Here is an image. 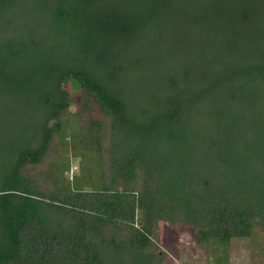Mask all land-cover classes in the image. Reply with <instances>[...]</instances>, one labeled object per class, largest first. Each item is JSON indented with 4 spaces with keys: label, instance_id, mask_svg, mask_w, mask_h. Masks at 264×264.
<instances>
[{
    "label": "trees",
    "instance_id": "1",
    "mask_svg": "<svg viewBox=\"0 0 264 264\" xmlns=\"http://www.w3.org/2000/svg\"><path fill=\"white\" fill-rule=\"evenodd\" d=\"M0 133V264H264V0H0Z\"/></svg>",
    "mask_w": 264,
    "mask_h": 264
},
{
    "label": "rangeland",
    "instance_id": "2",
    "mask_svg": "<svg viewBox=\"0 0 264 264\" xmlns=\"http://www.w3.org/2000/svg\"><path fill=\"white\" fill-rule=\"evenodd\" d=\"M72 112H77L80 106V95L73 94ZM1 136V133H0ZM71 174V173H70ZM72 177V174L70 175ZM159 248L168 255L164 264H204L202 253L194 245V231L189 227L178 226L170 228L164 222L159 223ZM161 252V253H162ZM247 242H236L233 246L234 264H249Z\"/></svg>",
    "mask_w": 264,
    "mask_h": 264
}]
</instances>
